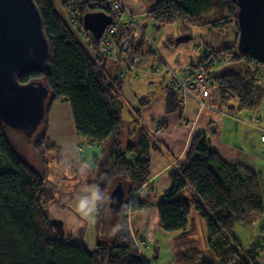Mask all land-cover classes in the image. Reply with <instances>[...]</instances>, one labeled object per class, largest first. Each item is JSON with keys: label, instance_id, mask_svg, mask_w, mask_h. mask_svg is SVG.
Segmentation results:
<instances>
[{"label": "trees", "instance_id": "1", "mask_svg": "<svg viewBox=\"0 0 264 264\" xmlns=\"http://www.w3.org/2000/svg\"><path fill=\"white\" fill-rule=\"evenodd\" d=\"M34 2L42 18L50 57L45 71L17 76L21 85L41 82L49 90L44 117L36 131L39 134L33 144L34 153L41 159L48 152L55 153V159L60 162L61 148L48 137L50 114L54 104H69L79 137L102 147L100 158L93 160L96 174L91 181L98 190V230L107 233L110 210L121 214L122 227L112 242L106 244L99 238L97 246L91 250L76 240L59 238L45 209L53 198L46 188L48 170L39 171L17 154L0 120V264H147L133 241L127 213L139 215L154 207L158 209L159 228L178 233L173 240L171 264H259L258 254L244 250L235 235L237 222L252 227L264 219L259 174L244 165L227 162L210 148L204 132L191 140L186 161L169 172L172 183L166 195L158 199L157 194L142 191L151 178L150 148L154 137L138 120L126 122L129 127L134 125V129L129 130L130 142L124 146L123 82L107 74L109 57L101 53L102 39L96 38L83 22L84 15L96 11H104L114 18L111 0H72L77 29L90 39L88 48L70 29L52 0ZM215 10L225 11L226 16L204 24V16ZM237 14L236 0H159L148 18L154 20L156 32L167 25H176L187 33L190 26L216 28L235 24L237 41L219 49L203 48L200 64L207 72L211 71L208 84L218 90L217 102L220 100L230 110L225 113L241 122L246 117L241 119L243 113L240 112L250 110L252 117L244 122L259 131L262 141L263 115L259 116L257 110L264 102V63L239 51ZM122 30L121 27L113 42L118 57L125 63L119 50ZM129 41L132 44L129 59L155 54L145 36ZM165 45L174 46L175 40L169 39ZM241 60L244 61L243 73L215 72ZM125 67L128 68L126 64ZM227 94L234 97L235 102H230ZM169 103H172L169 113L183 111L175 93ZM160 125L164 130L165 125ZM117 186L124 192L119 212L113 211L108 202ZM201 221L207 231L204 249H200L198 240L193 238Z\"/></svg>", "mask_w": 264, "mask_h": 264}, {"label": "crops", "instance_id": "2", "mask_svg": "<svg viewBox=\"0 0 264 264\" xmlns=\"http://www.w3.org/2000/svg\"><path fill=\"white\" fill-rule=\"evenodd\" d=\"M126 1L140 14L152 9H148L143 0ZM189 35L192 40L181 44L175 42L170 47L165 45L169 39ZM150 38L158 45L165 63L180 77L184 75V68L196 60L204 44L202 40L194 39V33L181 32L177 26L166 27ZM156 64L160 65L159 74L152 72ZM163 65L159 58L149 54L141 57L136 67L126 68L123 60L118 57L117 49L113 47L106 67L108 75L117 76L123 82V99L126 105L124 111L130 115L127 123L138 120L140 126L154 137V145L150 148L151 178L142 191L153 192L158 199L166 195L172 183L169 172L186 161L191 140L202 132L207 136L210 148L218 151L227 162L244 165L258 174L259 170L254 164L259 160L255 155L254 138L261 137L259 131L228 116L225 111L229 113L230 110L220 101L215 102L214 110L202 108L196 100L187 98L181 113H169V105L172 108L169 99L173 98L174 91L170 84L172 76L163 70ZM222 69L215 72L221 73ZM135 111L140 112L139 116ZM263 111L264 102L257 110L258 115L262 116ZM251 115L247 113L245 117ZM183 120L189 121V126L183 125ZM158 123L165 125L161 134H156ZM131 129H134V125L129 130ZM48 137L61 148L62 163L59 165L54 159L52 171L47 174L46 188L52 193L53 200L45 206L46 212L52 224L61 227L62 239L76 240L87 249L95 248L100 238L96 222L98 190L91 181L96 174L93 160L100 158L102 147L79 137L71 108L66 103L54 104ZM260 144L264 146L261 140ZM151 210L156 214L158 222V209L154 207L148 211ZM138 224H135L136 232H139Z\"/></svg>", "mask_w": 264, "mask_h": 264}, {"label": "water", "instance_id": "3", "mask_svg": "<svg viewBox=\"0 0 264 264\" xmlns=\"http://www.w3.org/2000/svg\"><path fill=\"white\" fill-rule=\"evenodd\" d=\"M238 6L239 51L264 63V0H236ZM85 27L98 39L113 22L104 11L84 15ZM191 39L182 36L176 43ZM50 51L40 12L34 0H0V120L33 137L44 117L48 88L41 82L21 85L17 76L45 71ZM109 207L119 212L124 192L117 186L108 197Z\"/></svg>", "mask_w": 264, "mask_h": 264}, {"label": "rangeland", "instance_id": "4", "mask_svg": "<svg viewBox=\"0 0 264 264\" xmlns=\"http://www.w3.org/2000/svg\"><path fill=\"white\" fill-rule=\"evenodd\" d=\"M126 1V0H125ZM159 0H143V3L147 5V8H154L155 5L157 4ZM127 5L131 9V13L133 14V17L137 19L139 22V26L136 25L135 22L134 25L137 28H141L146 32V34L150 37L154 35L157 31L156 25L154 23V20L151 18H148L150 15V11L148 13H143L140 14L139 12H136L126 1ZM226 16L225 11L221 10H215L211 12L208 15L204 16L203 23L204 24H209L210 22H217L220 20L222 17ZM129 20V17L125 16L124 17V22H127ZM134 21V20H133ZM146 26V27H145ZM169 26H176V25H167L166 27ZM163 28V29H164ZM179 31L184 32L182 29L177 26ZM189 29L190 33H194V39L196 41L202 40L204 42L203 48H206L207 46H211L213 48L219 49L223 46L233 44L237 41V28L235 24L230 23L226 26H221V27H216V28H211L209 26H201V27H187ZM155 30V31H154ZM136 31V30H135ZM138 35L136 37L139 38L141 35L145 36L142 31L137 29ZM129 36V35H128ZM190 36V35H189ZM86 41H90L89 37H84ZM102 38V36H101ZM100 38V39H101ZM135 39V38H134ZM152 39V38H151ZM153 40V39H152ZM192 40V37H191ZM176 42V39H175ZM186 42V41H184ZM183 43V42H182ZM190 43V42H189ZM192 43V41H191ZM181 44V43H180ZM158 46V45H157ZM120 50V49H119ZM118 52V51H117ZM201 57L202 54L201 52L198 54L196 60L191 61L185 68L184 71L187 70L190 66L197 65L201 63ZM136 58V57H135ZM138 58V57H137ZM140 59V58H138ZM139 63V61H138ZM138 65V64H137ZM244 61H238V62H232L228 63L225 69H222L221 73H227V72H240L243 73ZM156 66H160L159 64ZM155 67V66H154ZM184 71H182L183 74ZM152 72H154L152 70ZM155 73V72H154ZM157 72V74H159ZM211 71L206 72L205 76L209 81L208 76L210 77ZM156 74V73H155ZM213 88V87H212ZM214 91V97L210 100L209 104L214 105L215 102H217V99L219 97L218 90L214 87L212 89ZM227 99H230L231 101L234 100V97L229 96ZM220 101V100H219ZM56 105V104H55ZM207 109H210L207 107ZM226 112V111H225ZM246 111L243 110L240 113H243L240 115L241 119L245 118V113ZM248 113H251L249 110ZM263 115V121H262V126H264V111L262 113ZM123 120H124V126L122 128V141L124 146L129 144L130 142V137L128 136V132L130 127L126 124L128 120H130V115L128 116V113L124 111L123 113ZM133 119V118H132ZM245 122L249 121V117L246 116V119H244ZM244 120H241L242 123H244V126L247 125V123L244 122ZM256 123V122H255ZM161 124V123H158ZM4 132L12 144L13 148L16 150L17 154L22 157L25 161H27L29 164L34 166L36 169L39 171H43L45 168H48V172L52 171V168L54 166V159L55 153H46L43 155V159L38 157L33 150V144L35 140L38 137V132L34 133L33 137L28 138L21 132H18L17 130L7 126L3 125ZM132 130V129H131ZM163 133V131H162ZM156 134H161L157 132V127H156ZM50 139V138H49ZM51 140V139H50ZM260 137H255V155L257 156L258 161H256L254 164L258 168L259 172V178L261 182V187H262V196H263V202H264V146L260 144ZM62 163V158L60 159L59 165ZM254 165V166H255ZM124 189L128 191V187L126 184H124ZM189 195V193H186ZM162 198V197H161ZM160 199V198H159ZM53 200V198L51 199ZM150 210V209H149ZM114 211V210H113ZM143 214V213H142ZM136 214L132 215L131 212L127 213V220H128V225L130 228V231L133 235V241L136 244L138 248V252L140 256L145 259L147 264H171L172 259H173V240L178 236V233H173V232H165L162 231L159 228V221H156L155 213L153 210L151 211H146L144 214ZM142 215V216H141ZM108 218V231L107 233H101L99 232V237L104 241V243L108 244L112 242V239L116 235L117 231L121 229V224L119 223V219L123 218L121 217V214L117 215L114 214L111 210L107 214ZM147 218V219H145ZM139 223V224H138ZM138 224V230L139 232H136V225ZM198 233L194 235V239L198 240L200 249H204V246L206 245V239H207V231H206V226L203 221L198 222ZM54 230L56 231V235L59 238H62V233H61V227L53 225ZM100 228V227H99ZM101 230V228H100ZM140 235H143L142 238H140ZM235 235L237 239L239 240L242 248L244 250H253L258 254V263L259 264H264V219L260 221L258 224L250 227L246 226L242 223L237 222L235 226ZM157 247V250L155 249ZM94 249V247L90 248ZM158 256V257H157Z\"/></svg>", "mask_w": 264, "mask_h": 264}, {"label": "built area", "instance_id": "5", "mask_svg": "<svg viewBox=\"0 0 264 264\" xmlns=\"http://www.w3.org/2000/svg\"><path fill=\"white\" fill-rule=\"evenodd\" d=\"M54 4L56 5L57 10L61 13V15L64 17L65 21L67 22L70 29L76 34L78 39L81 41V43L84 44L86 48H88V41L85 40L84 35L78 31V19L77 15L75 13V8L72 5V0H52ZM111 10L114 14L113 22L110 26L106 28L102 35L101 40V53L103 55H106L110 57L112 53V49L114 47L113 37L116 35V33L123 28L121 32V45L120 50L125 58V64L128 68H134L137 66L139 59L133 58L129 59L128 55L132 51V44L129 41V39H136L138 32L137 29L141 30L149 45L151 46L152 50L154 51V55L160 59V61L164 64L163 70L165 69L167 72H169L172 76L171 81V88L176 94V97L179 101L180 105H184L187 98H191L196 100L202 108L209 107L210 109H215L214 105L209 104L210 100L214 97V91L213 88L208 84V80L205 76V73L207 72L205 69V66L202 64H197L190 66L187 68L186 71H184L183 77H180L168 64L165 63L161 52L159 50V47L157 44L152 40L144 30L141 28H137L133 22L136 23V25L139 26V22L137 19L133 17V14L131 13V9L127 5L125 0H111ZM129 17V20L127 22H124V17ZM134 20V21H133ZM136 30V31H135ZM129 35V36H128ZM155 73L160 71V66L153 67L152 69ZM164 70V71H165ZM162 71V70H161ZM230 94H227V97H229ZM224 112V111H221ZM189 121L183 120V125L186 127L189 126ZM255 126V123H251ZM163 129L161 128V125L158 124L157 126V132L162 133ZM262 141H264V136L262 137Z\"/></svg>", "mask_w": 264, "mask_h": 264}]
</instances>
